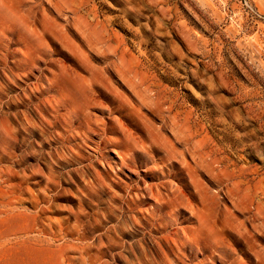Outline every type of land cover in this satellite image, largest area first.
<instances>
[{"label":"rangeland","instance_id":"rangeland-1","mask_svg":"<svg viewBox=\"0 0 264 264\" xmlns=\"http://www.w3.org/2000/svg\"><path fill=\"white\" fill-rule=\"evenodd\" d=\"M0 264H264V0H0Z\"/></svg>","mask_w":264,"mask_h":264}]
</instances>
